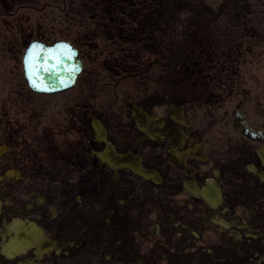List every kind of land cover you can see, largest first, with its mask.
<instances>
[{
    "label": "flooded vegetation",
    "instance_id": "af4514ba",
    "mask_svg": "<svg viewBox=\"0 0 264 264\" xmlns=\"http://www.w3.org/2000/svg\"><path fill=\"white\" fill-rule=\"evenodd\" d=\"M0 264H264V0H0Z\"/></svg>",
    "mask_w": 264,
    "mask_h": 264
},
{
    "label": "water",
    "instance_id": "95a60500",
    "mask_svg": "<svg viewBox=\"0 0 264 264\" xmlns=\"http://www.w3.org/2000/svg\"><path fill=\"white\" fill-rule=\"evenodd\" d=\"M47 56H49V65L53 63L52 69L35 71V73H32L33 76L42 73L41 78L47 80L49 86H51V84L66 85L68 80L75 73L74 70L70 69V53L64 50L52 49L47 53Z\"/></svg>",
    "mask_w": 264,
    "mask_h": 264
}]
</instances>
